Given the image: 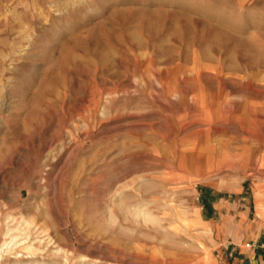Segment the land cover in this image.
<instances>
[{
    "label": "rangeland",
    "instance_id": "1",
    "mask_svg": "<svg viewBox=\"0 0 264 264\" xmlns=\"http://www.w3.org/2000/svg\"><path fill=\"white\" fill-rule=\"evenodd\" d=\"M196 104L264 134V0H0V264H202L148 157Z\"/></svg>",
    "mask_w": 264,
    "mask_h": 264
},
{
    "label": "crops",
    "instance_id": "2",
    "mask_svg": "<svg viewBox=\"0 0 264 264\" xmlns=\"http://www.w3.org/2000/svg\"><path fill=\"white\" fill-rule=\"evenodd\" d=\"M183 94L177 92L179 102ZM232 109L231 118L217 106L215 115L204 111L202 124L187 120L189 133L181 130L178 118L175 137L168 141L160 135L161 145L148 157L161 171H176L178 180L166 183L192 186L198 195L196 227L213 242L212 251L198 263L207 258V264H264V178L254 173L262 165L264 134L244 129L246 112Z\"/></svg>",
    "mask_w": 264,
    "mask_h": 264
}]
</instances>
